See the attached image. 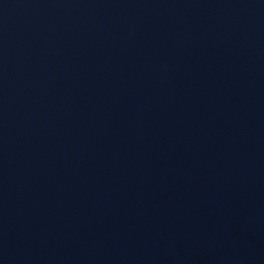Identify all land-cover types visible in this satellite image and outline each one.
<instances>
[{
	"label": "water",
	"instance_id": "water-1",
	"mask_svg": "<svg viewBox=\"0 0 264 264\" xmlns=\"http://www.w3.org/2000/svg\"><path fill=\"white\" fill-rule=\"evenodd\" d=\"M0 264H264V0H0Z\"/></svg>",
	"mask_w": 264,
	"mask_h": 264
}]
</instances>
